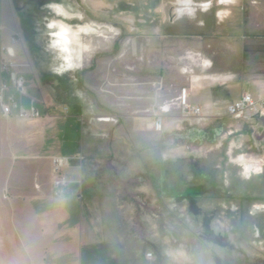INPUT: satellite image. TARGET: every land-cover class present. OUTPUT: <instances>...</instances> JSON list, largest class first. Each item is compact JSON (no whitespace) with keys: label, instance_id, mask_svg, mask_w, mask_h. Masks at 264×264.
Listing matches in <instances>:
<instances>
[{"label":"rangeland","instance_id":"374dc122","mask_svg":"<svg viewBox=\"0 0 264 264\" xmlns=\"http://www.w3.org/2000/svg\"><path fill=\"white\" fill-rule=\"evenodd\" d=\"M187 2L4 0L0 45L14 46L29 96L49 108L28 121L0 114V264H44L43 252L25 249L16 232L18 215L28 212L22 194L10 193L8 174L24 162L21 149L58 146L61 127L51 124L60 106L70 102L71 124L83 99L88 147L79 155L90 237L139 245L157 264H264V117L185 118L174 108L177 90L197 74L191 59L179 57L199 31ZM200 13L192 17L202 20ZM60 25L65 44L56 41ZM130 84L137 106L156 105L157 90L165 102L163 129L149 128L148 138H127L118 133L126 123L110 121Z\"/></svg>","mask_w":264,"mask_h":264},{"label":"crops","instance_id":"0c3cea01","mask_svg":"<svg viewBox=\"0 0 264 264\" xmlns=\"http://www.w3.org/2000/svg\"><path fill=\"white\" fill-rule=\"evenodd\" d=\"M187 3L195 5L190 20L199 28L190 39L191 50L179 55L180 59H191V67L197 70L196 75L190 76L189 85H184L190 89L192 102L202 108L203 114H217L226 112L228 103L237 100L244 91L260 97L264 93V0H188ZM188 9L193 12L190 7ZM197 10L201 11L202 20L192 17ZM5 11L4 0H0V27L4 23ZM1 45L0 57L5 44ZM70 65L67 69L62 67L60 73L71 70L74 65ZM1 75L0 72V83ZM124 90L126 99L123 105L120 103L119 109L115 108L120 113L108 114L110 121H124L127 130L121 128L118 133L122 134L123 130L127 138H148L152 133L149 120L152 122L155 113L165 112V102L159 101L157 90L156 105L150 101L146 107L144 101L143 107H139L136 105L135 87L126 85ZM237 90H240L239 94L235 92ZM68 103L62 104V108L60 106L61 111L64 107L70 110ZM78 104L80 112L72 115L76 118L74 123L70 124L65 119L69 114L63 112L60 121L51 124L61 127L58 146L21 149L20 153L25 155L24 162H15L10 169L7 182L14 186L10 193L22 194L21 202L28 212L27 219L22 214L18 215L21 224L16 227V232L25 249L43 252L44 264H157L153 257H147L149 251L139 245L89 236L92 231L83 220V160L73 159L63 170L67 178L64 196L53 195L51 156L79 155L88 147L84 117L89 115V104L85 99ZM55 106L57 108L58 105ZM46 107L49 108L48 105ZM174 108L177 109L176 106ZM74 124H78L75 134L68 135V129ZM67 137L72 144L70 149H64ZM118 146L116 143L113 147ZM113 147L108 146V149ZM125 149H130L129 145H125ZM150 247L155 249L154 245Z\"/></svg>","mask_w":264,"mask_h":264},{"label":"built area","instance_id":"2783aa9c","mask_svg":"<svg viewBox=\"0 0 264 264\" xmlns=\"http://www.w3.org/2000/svg\"><path fill=\"white\" fill-rule=\"evenodd\" d=\"M12 42H15L14 38H12ZM22 68L23 63L17 60L14 46L3 45L0 57V72L2 74L0 114L2 117L14 116L22 121L34 120L42 117L47 107L42 105L37 98L29 96L28 82ZM26 99L28 104L25 102ZM175 106L179 114L185 118L198 117L203 114L202 108L192 102L190 89L186 86L179 89ZM63 112L68 113L67 107H64ZM226 112L234 118L264 117V93L256 98L244 91L237 100L228 103ZM151 128L156 132L163 129L162 114L155 113L153 115ZM76 158L81 159L82 157L80 155H54L51 157V187L54 196H64L67 178L63 170ZM147 257L152 258L153 251H149Z\"/></svg>","mask_w":264,"mask_h":264},{"label":"bare ground","instance_id":"6f19581e","mask_svg":"<svg viewBox=\"0 0 264 264\" xmlns=\"http://www.w3.org/2000/svg\"><path fill=\"white\" fill-rule=\"evenodd\" d=\"M66 32H67V28L63 25H60V29H59V32L57 34L58 37H57L56 41H58L59 43L65 44L66 39H67ZM61 33H63V36H61Z\"/></svg>","mask_w":264,"mask_h":264},{"label":"clouds","instance_id":"9594fccd","mask_svg":"<svg viewBox=\"0 0 264 264\" xmlns=\"http://www.w3.org/2000/svg\"><path fill=\"white\" fill-rule=\"evenodd\" d=\"M61 36H63V33H61Z\"/></svg>","mask_w":264,"mask_h":264}]
</instances>
